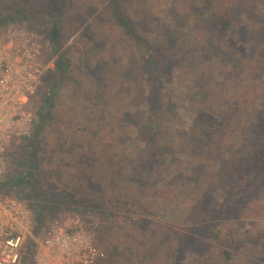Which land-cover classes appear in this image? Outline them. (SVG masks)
Instances as JSON below:
<instances>
[{"label": "rangeland", "instance_id": "rangeland-1", "mask_svg": "<svg viewBox=\"0 0 264 264\" xmlns=\"http://www.w3.org/2000/svg\"><path fill=\"white\" fill-rule=\"evenodd\" d=\"M263 16L264 0H0V36L16 29L46 65L55 22L71 65L44 73L5 166L28 171L33 141L36 178L0 195L31 204L35 184L43 220L91 226L96 264H264Z\"/></svg>", "mask_w": 264, "mask_h": 264}, {"label": "built area", "instance_id": "built-area-1", "mask_svg": "<svg viewBox=\"0 0 264 264\" xmlns=\"http://www.w3.org/2000/svg\"><path fill=\"white\" fill-rule=\"evenodd\" d=\"M42 48L14 29L0 36V180L2 152L14 139L29 135L31 100L48 69ZM37 229V228H36ZM32 210L16 197L0 195V264H21L24 246L33 247L32 264H96L103 258L91 226L78 217L44 220L37 233Z\"/></svg>", "mask_w": 264, "mask_h": 264}, {"label": "trees", "instance_id": "trees-1", "mask_svg": "<svg viewBox=\"0 0 264 264\" xmlns=\"http://www.w3.org/2000/svg\"><path fill=\"white\" fill-rule=\"evenodd\" d=\"M213 16H214V13H213ZM12 21V19H11ZM262 21H264V16L263 17H258L256 19V22H255V26H251V28H253L255 31L257 32H262V27H261V23ZM222 27L224 28L223 29V34L224 36L225 35H230L228 32V28L227 26H225V23L223 24L222 23ZM238 34V33H237ZM49 45H50V50H51V55L53 56H56V59H55V69L53 71V75L52 78H54V81H57V78L56 76H60L64 73H67L69 72V69H70V61L69 59H67L66 57H63L62 55H59L58 52L60 50V47L58 45L59 43V35H58V31H57V27H56V23L54 22L53 24V27L50 31V36H49ZM51 74V75H52ZM53 92L49 89L48 93H47V97L45 99V101L43 102V106L41 108V110H45L46 107L48 105H50L51 101H52V97H53ZM253 113H254V116L252 118H254V121L255 124H257L258 120L257 118L260 117V115H263V113L260 111V110H255L253 109ZM259 116V117H258ZM45 117L43 115H41V119H44ZM250 126L248 127V132H252L250 130ZM245 132H246V129H245ZM34 135V134H33ZM36 136V135H34ZM245 139V137H244ZM252 138H250L249 140V144H250V141H251ZM20 140V139H19ZM248 141V140H247ZM15 140L13 139L10 143V145L4 149V151L2 152V158H3V162L5 164V166L7 165H10L11 164V161L13 159H16L18 158V152H15L12 150V147H14L15 145ZM34 142L33 141H30V149H31V157H30V162H25V161H21V160H18L17 162L21 165H25L29 170H25L24 173L20 176V177H12V178H6V176H3L2 179L0 180V187L1 186H5V185H11V186H16V185H19L20 183H22L23 181L25 180H29L32 179V178H36V167H35V163H36V159H35V156H34ZM252 145H248V148H246V150L244 151V149L242 150L245 154L246 157H248V161H251L252 159L254 160L255 157H256V152L257 151H260L261 150V146L260 145H256L254 148H251ZM36 148V147H35ZM251 149H253L251 151ZM228 153V152H227ZM237 152H231L229 154V158H234L235 155H236ZM237 161V160H236ZM236 161H233L232 163V167L234 168V170L230 169L231 173L232 174H235L236 175V178H237V182L239 183L241 181V178L243 179L244 181V175H243V171L245 169V167L247 166V163L245 162V167L243 168V163H237ZM241 177V178H240ZM240 180V181H239ZM32 195H31V199H32V202L31 204H28L29 208L32 210L33 212V221H34V230L35 233H37V230L38 228L41 227L42 223H43V214H44V211L45 209L47 208L45 205L41 204L40 200H39V197L37 196V188L35 186V184L33 185V189H32ZM229 191V190H228ZM230 192V191H229ZM97 242V240H96ZM97 244L99 245V243L97 242ZM32 257H33V247L31 246V243H27L25 246H24V249H23V252H22V256H21V264H32Z\"/></svg>", "mask_w": 264, "mask_h": 264}]
</instances>
